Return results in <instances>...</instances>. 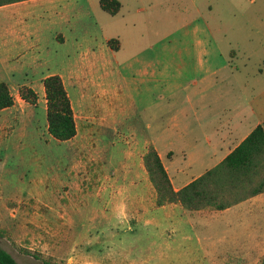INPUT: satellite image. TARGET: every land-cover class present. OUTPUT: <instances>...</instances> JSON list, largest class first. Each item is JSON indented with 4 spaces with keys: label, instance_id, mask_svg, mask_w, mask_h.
<instances>
[{
    "label": "crops",
    "instance_id": "crops-1",
    "mask_svg": "<svg viewBox=\"0 0 264 264\" xmlns=\"http://www.w3.org/2000/svg\"><path fill=\"white\" fill-rule=\"evenodd\" d=\"M118 1L115 15L99 0L0 5V82L14 97L0 110V183L19 148L40 142L41 129L52 137L45 77H61L76 126L57 140L59 163L26 191L0 189V229L26 234L66 264L260 261L264 190L219 210L156 206L143 155L155 148L174 190L218 165L257 125L264 129V69L232 64L198 6L171 17L159 0ZM178 21L180 35L156 30ZM238 46L242 56L254 52ZM23 85L35 104L20 97Z\"/></svg>",
    "mask_w": 264,
    "mask_h": 264
},
{
    "label": "trees",
    "instance_id": "trees-1",
    "mask_svg": "<svg viewBox=\"0 0 264 264\" xmlns=\"http://www.w3.org/2000/svg\"><path fill=\"white\" fill-rule=\"evenodd\" d=\"M21 0H0V5ZM105 12L115 15L121 8L118 0H99ZM114 40L108 41L113 49ZM47 107L49 134L58 141L72 138L76 133L73 110L69 97L59 75H49L43 79ZM20 97L30 103L37 102L36 92L28 86H20ZM14 104L11 89L0 82V110ZM143 164L148 178L156 192V206L167 203H179L186 211L202 208L223 209L239 200L264 190V129L257 125L250 134L218 165L179 190H174L167 172L154 147L149 146L143 155ZM41 264H63L51 256L32 252ZM0 264L20 263L8 251L0 246ZM259 264H264V257Z\"/></svg>",
    "mask_w": 264,
    "mask_h": 264
},
{
    "label": "rangeland",
    "instance_id": "rangeland-1",
    "mask_svg": "<svg viewBox=\"0 0 264 264\" xmlns=\"http://www.w3.org/2000/svg\"><path fill=\"white\" fill-rule=\"evenodd\" d=\"M149 1L151 0H136V5L147 6ZM159 2L162 11H169L170 14L167 16L171 17L175 15L181 17L198 6L209 21L223 52L229 57L232 64L246 65L248 72L264 69V0H197L195 5H192L190 0H159ZM255 18L262 22L257 25L258 27L253 28L251 24L246 23L248 19ZM245 25L246 27H244ZM183 26L185 24L179 21L178 23L155 25L156 30L161 33L169 28L177 27L178 35H180V28ZM257 29L260 32H257ZM238 44L246 46L254 52L248 57L242 56L239 52L241 47ZM41 130L40 142H34L33 146L19 148L9 159L8 162L12 166L13 172L2 177L7 181V183L4 181L0 183V189L4 195H19L26 191L33 180L40 178L50 167L56 166L61 160L63 153L59 142L50 138L46 131ZM45 146H48V149H45ZM25 236L26 234L18 232L15 238H11L0 229V246L20 263L41 264V261L32 254V252H37L66 264L65 260H60L56 255L51 254L54 252L53 249L49 250V253L41 251L36 248L37 241L32 244L30 240L24 238ZM16 238L17 241H15ZM259 262H237L234 264H259Z\"/></svg>",
    "mask_w": 264,
    "mask_h": 264
}]
</instances>
